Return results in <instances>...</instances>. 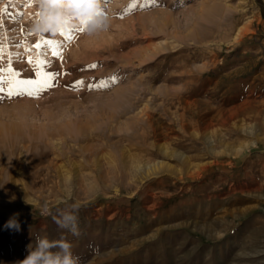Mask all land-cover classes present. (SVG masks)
<instances>
[{"label": "rangeland", "instance_id": "rangeland-1", "mask_svg": "<svg viewBox=\"0 0 264 264\" xmlns=\"http://www.w3.org/2000/svg\"><path fill=\"white\" fill-rule=\"evenodd\" d=\"M104 2L112 16L106 31L75 32L71 40L43 35L61 42L60 57L46 44L40 49L46 69L56 74L50 87L39 95L0 93V140L6 133L50 137L47 144L43 137L31 145L0 141V264H18L37 234L67 236L81 264H264V0ZM34 3L0 0V39L8 45L0 67L13 53L20 79H35L27 58L37 50L16 47L23 41L34 46L41 37L30 29ZM127 53L132 60L120 57ZM153 74L159 77L150 81ZM136 83L143 91L128 95L133 108L124 114L116 94L137 89ZM189 97L227 109L248 102L254 114L239 124L252 132L229 135L217 124L208 142L202 130L184 125L195 122L183 109ZM23 113L30 116L26 122L17 119ZM148 113L169 129L160 141L172 149L168 155L160 144L147 147L142 120ZM51 134L57 135L52 141ZM253 138L258 147L232 153V146ZM143 153L167 163L157 176L133 170ZM73 204L79 205L78 237L52 219ZM45 207L51 215H41ZM16 212L19 232L5 228Z\"/></svg>", "mask_w": 264, "mask_h": 264}, {"label": "bare ground", "instance_id": "bare-ground-1", "mask_svg": "<svg viewBox=\"0 0 264 264\" xmlns=\"http://www.w3.org/2000/svg\"><path fill=\"white\" fill-rule=\"evenodd\" d=\"M202 30V29H201ZM148 33H149V31H148ZM149 35V34H148ZM129 36V35H128ZM198 37V36H197ZM133 38V37H132ZM121 39V38H120ZM118 40V39H117ZM88 42V41H87ZM196 42V41H195ZM117 43V42H116ZM118 44H119V42H118ZM115 47V46H114ZM137 47H139V46H137ZM143 46H141V48H142ZM147 47V46H146ZM112 48H113V45H112ZM145 48V47H144ZM166 48V47H165ZM135 49H136V47H135ZM131 51H133L134 49H130ZM112 52V51H111ZM113 53H116V51L114 52L113 51ZM113 53H112V55H113ZM135 53V52H134ZM140 53V52H139ZM119 54V53H118ZM168 54V53H167ZM115 55V54H114ZM138 55V54H137ZM111 56V55H110ZM116 56V55H115ZM118 57H119V55H118ZM120 57L121 58H124V60H125V58H127V59H129L130 58V56L128 55V53L126 54V55H120ZM121 58H118V59H120V60H122ZM166 58V57H165ZM79 59V58H78ZM131 59V58H130ZM109 60V59H108ZM132 60V59H131ZM144 60V59H143ZM149 60H151V59H149ZM148 60V61H149ZM158 60V59H157ZM92 61V60H91ZM128 61H130V60H128ZM127 61V62H128ZM75 62V61H74ZM76 62H78V61H76ZM142 62V61H141ZM157 62V61H156ZM158 63V62H157ZM159 63H160V61H159ZM122 64H124V63H122ZM133 64H135V63H133ZM154 64H155V62H154ZM161 64H163V63H161ZM108 65V64H107ZM67 67V66H66ZM71 67H77V65H73V66H69L68 67V70L70 69L71 70ZM79 67V66H78ZM161 67V66H160ZM166 69V68H165ZM199 70V69H198ZM210 70V69H209ZM75 71V70H74ZM200 71V70H199ZM205 71H207V70H205ZM68 72V71H67ZM84 72V71H83ZM109 72V71H108ZM161 72V71H160ZM161 73H163V72H161ZM195 74V73H194ZM205 74V73H204ZM68 75V74H67ZM161 75V74H160ZM180 75V74H179ZM197 75V74H196ZM155 75L153 74V76H148V79L150 80V81H155V80H157L158 79V74H157V76L158 77H154ZM187 76V75H186ZM261 77H263L262 75H261ZM93 78V77H92ZM185 78V77H184ZM209 78V77H208ZM60 79V78H59ZM183 79V78H182ZM200 79V78H199ZM198 79V80H199ZM204 80H205V78H203ZM190 81L192 80L193 81V79H189ZM196 79H194V81H195ZM187 81V80H186ZM202 81V80H201ZM201 81H199V83L201 82ZM208 81V80H207ZM189 82V81H188ZM195 82H197V81H195ZM206 82V81H205ZM210 82V81H209ZM64 83V82H63ZM137 84V89H136V85L135 86H131L130 88H127V89H121V90H119L118 91V89H116V92H117V94H116V101L118 102V103H122L120 106H121V112H123L124 114L125 113H129L130 112V110H132V108H133V106H131L128 102L129 101H127V98H128V95H130V94H132V93H134V92H138V91H143V90H140L139 89V83H136ZM154 84V83H153ZM187 84V83H186ZM185 84V85H186ZM190 84V83H189ZM206 84V83H205ZM132 85V84H131ZM190 85H192V82H191V84ZM194 85H197V84H194ZM121 86V85H120ZM187 86H189L188 84H187ZM197 86H199V85H197ZM196 86V87H197ZM7 87V86H6ZM5 87V88H6ZM118 87V86H117ZM122 88H124V87H122ZM143 88V87H142ZM200 88H201V85H200ZM203 88V87H202ZM160 89V88H159ZM171 89V88H170ZM192 89H193V87H192ZM114 90V89H113ZM200 90V89H199ZM209 90V89H208ZM146 91V90H145ZM193 91V90H192ZM202 91H203V89H202ZM201 91V92H202ZM204 91H205V89H204ZM218 91V90H217ZM115 92V91H114ZM113 92V93H114ZM148 92V91H147ZM155 92V91H154ZM192 93H193V95L194 94H197L198 93V91L196 90V88H195V90L193 91V92H191L190 93V97L192 96ZM148 94V93H147ZM150 94V93H149ZM205 94V93H204ZM102 95V94H101ZM104 95V94H103ZM177 95V94H176ZM56 95H54V97H55ZM115 96V95H114ZM190 97H189V100H186L185 102H184V107H183V109H184V111H186V112H189L190 114H192L193 115V118H195V122H193L192 123V125L190 124V123H185L184 125L185 126H187V127H194V129H195V127L197 128V129H200V130H202L204 133L203 134H205V136H206V138L209 140L208 142H213L214 141V139H213V137H212V133L211 132H213L212 131V129L211 128H213V126H215V125H217V124H219L221 127H226V130H227V133L229 134V135H232V133H235V134H237V135H241L242 136V132L244 133V132H249V131H251L252 132V126H249L248 124L247 125H243V123L242 124H239L240 122H239V118H240V120L243 122V121H245V120H247V119H251L252 117V115L254 114V110H253V107H252V105L251 104H249L248 102H245V103H243V104H241V105H235V106H232V107H230V108H225V106L224 105H226V104H219L217 107H211L210 105H209V103H210V101L209 100H207V99H205V100H201V99H197V98H193V99H190ZM213 97V96H212ZM230 97V96H229ZM233 97V96H232ZM239 97H242V96H239ZM239 97H238V99H239ZM92 99V98H91ZM104 99V98H103ZM107 99V98H106ZM111 99V98H110ZM177 99V98H176ZM186 99V98H185ZM202 99H204V98H202ZM147 100H149V99H147ZM152 100V99H151ZM177 100H179V99H177ZM212 100V99H211ZM229 100V99H228ZM235 100V99H234ZM24 101V100H23ZM29 101V100H28ZM183 101V100H182ZM236 101V100H235ZM25 102V101H24ZM27 102V101H26ZM61 102V101H60ZM225 103H226V100L224 101ZM228 102V101H227ZM259 102V101H258ZM29 103V102H28ZM39 103V102H38ZM43 103V102H42ZM212 103V102H211ZM229 103H231L230 101H229ZM33 104V103H32ZM228 104V103H227ZM262 104H264V103H261V105ZM67 105V104H66ZM105 105V104H104ZM92 106V105H91ZM120 106H118V107H120ZM255 106V105H254ZM111 107V106H110ZM39 108V107H38ZM43 108V107H42ZM72 108V107H71ZM81 108V107H80ZM181 108H182V106H181ZM33 109V108H32ZM115 109V108H114ZM19 110H20V108H19ZM34 110V109H33ZM40 110V109H39ZM38 110V111H39ZM48 110V109H47ZM58 110V109H57ZM117 110H119V109H117ZM102 111V110H101ZM110 111V110H109ZM24 112V111H23ZM47 112H49V110L47 111ZM112 112V111H111ZM143 112V111H142ZM41 113V112H40ZM94 113V112H93ZM167 113V112H166ZM28 114H30L29 113V111H28ZM28 114L26 113L25 115H24V113L21 115L20 114V116L17 118V119H19L20 121H28L29 119L27 118V117H30V116H28ZM42 114V113H41ZM49 114V113H48ZM57 114H58V112H57ZM63 114V113H62ZM79 114V113H78ZM160 114V113H159ZM184 114V113H183ZM18 115V114H17ZM52 115H54V113L52 114ZM104 115V114H103ZM142 114H140V116H141ZM162 115V114H161ZM166 115H168V114H166ZM11 116V115H10ZM16 116V115H15ZM48 116V115H47ZM50 116H51V113H50ZM55 116V115H54ZM60 116V115H59ZM133 116H135V115H133ZM33 117V116H32ZM35 117V116H34ZM79 117V116H78ZM77 117V118H78ZM81 117V116H80ZM181 117V116H180ZM185 117V116H184ZM62 118V117H61ZM133 118H135L136 120H139L140 118H138L137 117V115L135 116V117H133ZM177 118H179V117H177ZM45 119H47V118H45ZM44 119V120H45ZM70 119V118H69ZM181 119V118H180ZM190 119V118H189ZM52 120V119H51ZM141 120V119H140ZM179 120V119H178ZM191 120V119H190ZM248 120V121H249ZM2 121V120H1ZM47 121H50V119L49 120H47ZM70 121H72V120H70ZM135 121V120H134ZM134 121H132V122H134ZM143 122H146L147 123V128H146V139H145V142H146V144H147V147L148 148H150V147H155L156 149L158 148V144H160L159 145V148L161 149V151L163 152V154H169L170 153V151L172 150V149H170V151H169V149H168V147L166 146V145H163V144H161L160 143V141L162 140L163 141V138H165L166 137V131L167 130H169L168 129V127L166 128V126H164V125H161V124H159L160 123V120L159 119H157V118H155L154 117V114H150V113H148L147 115H146V117L142 120ZM253 121V120H252ZM5 122V121H4ZM3 122V123H4ZM7 122V121H6ZM121 122V121H120ZM136 122V121H135ZM139 122V121H138ZM180 122H182V121H180ZM186 122V121H185ZM187 122H189V120L187 121ZM35 123V122H34ZM51 123V122H50ZM253 123V122H252ZM11 124V123H10ZM27 124V123H26ZM33 124V123H32ZM132 124V123H131ZM181 124V123H180ZM3 125V124H2ZM48 125V124H47ZM218 125V126H219ZM240 125V126H239ZM32 126V125H31ZM36 126V125H35ZM73 126V125H72ZM181 126H182V124H181ZM237 127V128H235V127ZM37 127V126H36ZM79 127V126H78ZM10 128H11V126H10ZM17 128V127H16ZM125 128V127H124ZM133 129V125H129V129ZM171 128H173V127H171ZM256 128V127H255ZM13 130H14V128H12ZM20 129V128H19ZM73 129H74V127H73ZM86 129V128H85ZM123 129V128H122ZM130 129V130H131ZM184 129V128H183ZM214 129H216V128H214ZM218 129V128H217ZM11 130V129H10ZM55 130H56V128H55ZM70 130V129H69ZM8 131V130H7ZM23 131V130H22ZM80 131V130H79ZM113 131V130H112ZM175 131V130H174ZM256 131V130H255ZM254 131V132H255ZM3 132V131H2ZM5 132V131H4ZM10 132V131H9ZM19 132V131H18ZM17 132V133H18ZM20 132H21V130H20ZM55 132V131H54ZM90 132V131H89ZM215 132V131H214ZM218 132V131H217ZM23 133V132H22ZM27 133L28 132H26V135H27ZM31 133V132H30ZM66 133V132H65ZM67 133H69V132H67ZM66 133V134H67ZM72 133V132H71ZM75 133V132H74ZM171 133V132H170ZM169 133V134H170ZM3 135H4V133H2ZM8 133H6L3 137V139L4 140H0V141H3V146H6V144H7V142H10V144L11 145H16V143H19V142H24L25 144H27V143H30L31 141H34L35 142V140H38L39 138H42L43 136H40V135H32L31 134V136H29V133H28V135L27 136H25V135H23V134H14L13 133V135H7ZM42 135H43V133H41ZM48 134V133H47ZM62 134V133H61ZM91 134V133H90ZM215 134V133H214ZM217 134V133H216ZM257 134V133H256ZM85 135H86V133H85ZM226 135V134H225ZM249 135V134H248ZM48 136H50V135H48ZM52 136H55V135H52L51 134V141H52ZM57 136V135H56ZM55 136V137H56ZM64 136V135H63ZM71 136H72V134H71ZM89 136V135H88ZM92 136V135H91ZM59 137V136H58ZM57 137V138H58ZM61 137H62V135H61ZM68 137V136H67ZM79 137H81L80 135H79ZM171 137V136H170ZM199 137V136H198ZM215 137H217V136H215ZM220 137V136H219ZM221 137H223L222 135H221ZM47 138V137H46ZM45 137H43L41 140L44 142V143H48V141H50L49 139H50V137H49V139L47 138L46 139ZM60 138V137H59ZM71 138V137H70ZM95 138V137H94ZM56 139V138H55ZM68 139V138H67ZM73 139V138H72ZM76 139H77V137H76ZM89 139H90V137H89ZM254 139V138H253ZM60 140L61 139H59V142H60ZM75 140V139H74ZM149 141L150 140V142L152 141V143H147V141ZM252 140V139H251ZM260 140V139H259ZM54 141V140H53ZM71 141V140H70ZM69 141V142H70ZM222 141V140H221ZM224 141V140H223ZM165 142V141H164ZM207 142V141H206ZM217 142V141H216ZM225 142V141H224ZM262 142V141H261ZM76 143V142H75ZM33 144V143H32ZM54 143H52V145H53ZM167 144V143H166ZM209 144V143H208ZM237 144V143H236ZM9 145V144H8ZM20 145H21V143H20ZM19 145V146H20ZM28 145V144H27ZM30 145H31V143H30ZM29 145V146H30ZM225 145H229L230 146V144L228 143V142H226V144ZM224 146V145H223ZM222 146V147H223ZM259 146V142H258V140H252V141H250L249 143H245V144H238V145H236V146H232V148H231V150H232V153L234 154V155H237V156H241V155H243L244 154V152H245V148L246 149H251V147H258ZM83 147V146H82ZM94 147V146H93ZM122 147V146H121ZM231 147V146H230ZM5 148V147H4ZM4 148H2L3 150H4ZM10 148H12V147H10ZM18 148V147H17ZM26 148V147H25ZM24 148V149H25ZM35 147H33V149H34ZM54 148V147H53ZM217 148V147H216ZM263 148V147H262ZM1 149V150H2ZM37 149V148H36ZM126 149V148H125ZM227 149V148H226ZM0 150V151H1ZM29 150V149H28ZM92 150V149H91ZM159 150V149H158ZM7 151H8V149H7ZM35 151V150H34ZM211 151V150H210ZM216 151H217V149H216ZM10 152V151H9ZM16 152V151H15ZM89 152V151H88ZM126 152V151H125ZM161 152V153H162ZM174 152V151H173ZM5 153V152H4ZM29 153V152H28ZM90 153V152H89ZM172 153V152H171ZM7 154V153H6ZM21 154V153H20ZM130 154V153H129ZM146 154V153H145ZM157 154V153H156ZM182 154V153H181ZM12 155V154H11ZM19 155V154H18ZM90 155V154H89ZM136 156H137V154H135ZM147 155V154H146ZM132 156H134L133 154H132ZM173 156H174V154H173ZM178 156V155H177ZM176 156V157H177ZM179 156H181V155H179ZM178 156V157H179ZM184 156V155H183ZM186 156V155H185ZM125 157H127L126 155H125ZM6 158V157H5ZM94 158V157H93ZM131 158V157H130ZM137 159L135 160V162L133 163L134 164V168H133V170L135 169V172L137 171V172H144V173H146V175H148V176H157L159 173H161V171H163V170H160L162 167H164L165 165H167V163H165L164 161H158L157 159H156V157H154V159H156L157 161H155V160H153L151 157H146V156H144V153H143V155H139V157H136ZM175 158V157H174ZM129 159V158H128ZM127 159V162L129 161ZM134 159V158H133ZM169 159V158H168ZM185 159V158H184ZM12 160V159H11ZM131 161H133V160H131L130 159V162ZM5 162V161H4ZM129 162V163H130ZM131 163V164H132ZM7 164V163H6ZM125 164V163H124ZM220 164V163H219ZM128 165V164H127ZM169 165V164H168ZM133 166V165H132ZM218 167V166H217ZM132 169V168H131ZM133 170H131L132 172H133ZM168 170V169H167ZM127 172V171H126ZM132 172H130V173H132ZM126 174H128V173H126ZM125 174V175H126ZM141 175V174H140ZM126 177V176H125ZM141 177H143L142 175H141ZM145 177V176H144ZM119 178H121L122 179V177H119ZM104 257H107V256H104Z\"/></svg>", "mask_w": 264, "mask_h": 264}, {"label": "clouds", "instance_id": "clouds-1", "mask_svg": "<svg viewBox=\"0 0 264 264\" xmlns=\"http://www.w3.org/2000/svg\"><path fill=\"white\" fill-rule=\"evenodd\" d=\"M34 17L30 29L36 35L57 36L61 29L83 27L88 35L106 31L112 16L104 0H35ZM27 203V201L25 200ZM79 205L73 204L52 216L53 222L63 231L78 237ZM20 213H13L5 228L19 232ZM41 215H51L47 207L41 209ZM35 243L27 246V255L18 264H81L80 257L73 252V243L67 236L49 239L37 234Z\"/></svg>", "mask_w": 264, "mask_h": 264}, {"label": "snow or ice", "instance_id": "snow-or-ice-1", "mask_svg": "<svg viewBox=\"0 0 264 264\" xmlns=\"http://www.w3.org/2000/svg\"><path fill=\"white\" fill-rule=\"evenodd\" d=\"M34 0H28V3L31 4ZM84 31L83 27H74L68 29H61L60 35L64 36L65 40L73 39V33ZM28 35H32L33 33L29 32ZM60 41L55 39L48 38L41 35L40 39L37 43L33 45H27L26 41L19 42L16 44V47H20L21 45H25V51L31 52L33 47L37 50L35 56H29L27 58L28 63L32 64L35 68V79H20L19 73L12 68V60L11 57L13 53L8 52V66L0 67V73H7V75H0V93L7 92V95H39L46 87H50L51 81L54 77V73H51L46 69V65L49 61L44 58L42 53L40 52L41 46L46 44L51 47V54L54 57H60L61 51L59 49ZM8 45L0 39V61L3 60L4 54L7 51ZM15 55L19 56V53ZM62 58V57H61ZM89 67H95V65H90ZM115 79L114 77L112 78ZM7 81V87L5 88L4 82ZM83 84V81H77L76 85L79 86ZM96 85H89V87H95Z\"/></svg>", "mask_w": 264, "mask_h": 264}]
</instances>
